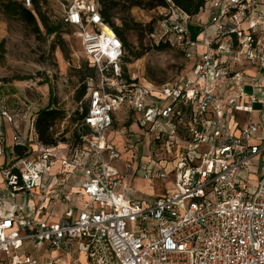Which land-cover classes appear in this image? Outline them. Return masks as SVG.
<instances>
[{
	"label": "built area",
	"instance_id": "1",
	"mask_svg": "<svg viewBox=\"0 0 264 264\" xmlns=\"http://www.w3.org/2000/svg\"><path fill=\"white\" fill-rule=\"evenodd\" d=\"M56 1L99 82L86 79L88 132L77 144H42L31 100L20 105L24 135L0 98L12 146L27 147L0 169V264H264V0H204L194 38L172 0L155 7L159 21L149 37L189 61L179 81L158 89L123 77L124 47L100 14L101 0ZM253 103L262 105L259 125H239L237 114L251 113ZM123 107L144 136L174 153L170 170L154 159L125 168L146 179L173 173L168 193H131L116 164L120 151L106 137ZM56 125L49 130L59 137ZM4 147L0 133V156ZM255 164L260 177L251 186Z\"/></svg>",
	"mask_w": 264,
	"mask_h": 264
},
{
	"label": "rangeland",
	"instance_id": "2",
	"mask_svg": "<svg viewBox=\"0 0 264 264\" xmlns=\"http://www.w3.org/2000/svg\"><path fill=\"white\" fill-rule=\"evenodd\" d=\"M120 4L119 12L113 18L118 26H121V18L124 16L122 0ZM41 10L51 22L58 23L61 27L60 41H56L55 45L52 43L53 35L45 34L38 18L36 19L41 29L39 34L17 15L6 14L0 10V86L19 89L27 100L36 102L37 108L48 103L50 92L54 105L66 113V118L57 121L55 130L70 139L72 132L79 128L72 119L73 112L76 109L80 111L82 104L87 105V95L82 102H77L74 98L75 90L80 83L77 69L86 63L87 58L75 34V27L62 22L61 7L57 1L42 0ZM157 14V9L149 10L145 7H133L130 10V15L139 24V30ZM140 34V31L126 32L129 48L135 52L142 50L144 54L135 59L126 50L125 57L129 61L125 62L126 58L122 59L125 74L130 80L135 78L138 83H150L154 89H158L162 84H174L179 81L186 72L189 61L176 48L155 50L153 46L156 43L146 35V32H143V45L140 46L138 44ZM189 77L192 78L193 74L190 73ZM98 82V77L93 79V85ZM261 107L259 103L252 104L251 114L255 125L260 123L258 113ZM259 126L258 136H261L264 134V128ZM145 132V129L138 126L136 116L123 107L115 114L114 123L107 130L106 137L108 139L112 137L111 142L120 151V159L116 164L132 190L131 193L150 199L168 193L173 188L175 175L170 173L164 178L146 179L143 178L142 172H139L138 176L134 175V167L131 170L126 169L124 164L129 161L134 165L139 160L148 159H154L158 163V160H162L166 162L162 164L170 170L173 167L174 153L168 152L162 143L155 144L151 137L143 135ZM14 160L12 152L5 151L0 169ZM57 165L58 163L55 167ZM149 166L151 168L153 162ZM248 171L251 179L249 184L255 185L260 177L259 166L252 165Z\"/></svg>",
	"mask_w": 264,
	"mask_h": 264
},
{
	"label": "trees",
	"instance_id": "3",
	"mask_svg": "<svg viewBox=\"0 0 264 264\" xmlns=\"http://www.w3.org/2000/svg\"><path fill=\"white\" fill-rule=\"evenodd\" d=\"M32 8H26L21 0H0V10L6 14H14L17 15L21 20H23L27 25L33 28V31L37 34L41 33V29L38 25L37 19L39 20L42 28L46 35H53V44L55 45L56 41L60 38L61 27L58 23L51 22L45 13L41 10L42 0H31ZM45 1V0H43ZM173 4L176 8H178L183 14L189 17L191 23L189 24V28L191 31L192 37H196L201 29L196 26V22L198 16L201 12V8L204 5V0H172ZM164 0H122V7L124 16L121 18V26L116 25L113 18L119 12L121 7L120 0H101L100 1V14L115 31L116 35L122 41L124 47V55L122 59L125 57V52L131 55L133 58H140L144 52L138 51L135 52L133 49L129 48L128 40L126 37V32L132 31H140V36H138V44L142 46V38L143 32H146L147 36L154 31L155 26L159 21V17L156 16L153 20L148 22L144 28H140L139 24L135 22V20L130 15V10L133 7H145L146 9H154L157 6H164ZM146 29V30H145ZM62 39V38H61ZM151 39V38H150ZM153 40V39H152ZM60 41V40H59ZM62 41V40H61ZM154 49L157 51L165 50L167 47H170L167 43L159 42L155 44ZM129 59L126 58L125 62H128ZM123 65V64H122ZM79 73L80 83L75 90L74 98L77 102H82L86 93H87V85L86 79L88 77L96 78L95 68L92 67L88 60L83 65H80L77 69ZM122 75L127 79L128 82H132L130 78L125 74V70L122 67ZM136 81V80H134ZM88 106L86 104H82L81 110H74L73 112V121L79 124V128L74 130L69 138H65L63 134L59 137H55L54 132L49 130L50 126L54 125L57 121L63 120L66 117V113L63 109L56 107L53 103V98L49 92L48 103L45 107L39 109L36 112L35 120H34V130L37 139L45 145H53L56 144L59 140H71L74 144H77L80 140L79 136L81 133H87L88 128L82 124L84 120V116L87 113ZM13 155L15 158L22 157L27 153V147L25 145L14 144L12 146Z\"/></svg>",
	"mask_w": 264,
	"mask_h": 264
},
{
	"label": "crops",
	"instance_id": "4",
	"mask_svg": "<svg viewBox=\"0 0 264 264\" xmlns=\"http://www.w3.org/2000/svg\"><path fill=\"white\" fill-rule=\"evenodd\" d=\"M203 18H205V16H202ZM264 84V81H263ZM0 98L5 99L7 101V104L9 106V108L11 109V111H13L14 113L16 112L17 115H15V119L17 120L18 124H19V130L21 133H23L24 135L28 132V116L27 113L21 108V104L24 103V99H26V96H24L21 91L17 88H6L3 86H0ZM36 103V102H35ZM47 105V104H46ZM45 105V106H46ZM44 105L40 106L39 108H37L36 106H34L33 111L37 112L39 109L45 107ZM21 110V112H19ZM23 110V111H22ZM253 112V111H252ZM260 112V111H259ZM238 121H239V125L245 123V121H247L248 119L252 120V114L251 113H238ZM258 116L260 118V114L258 113ZM0 133L2 134L3 138H4V149L5 151L9 150L10 152H12V142H11V137H12V130L9 128V126H7L4 122H2V120H0ZM109 140H112V137H109ZM3 162V156H0V164ZM32 207V203H30V205ZM59 211H62L64 209L63 205H60L58 207ZM39 217L44 216V214L40 213L38 214ZM33 255L35 256H40L41 253L38 251H33ZM46 256V253L43 254V257ZM55 264H63V262H55Z\"/></svg>",
	"mask_w": 264,
	"mask_h": 264
}]
</instances>
